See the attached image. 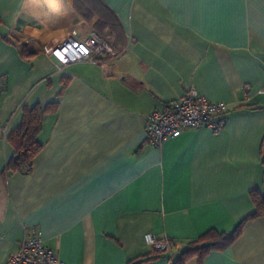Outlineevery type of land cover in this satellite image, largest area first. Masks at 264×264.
Returning a JSON list of instances; mask_svg holds the SVG:
<instances>
[{
	"label": "crops",
	"instance_id": "obj_1",
	"mask_svg": "<svg viewBox=\"0 0 264 264\" xmlns=\"http://www.w3.org/2000/svg\"><path fill=\"white\" fill-rule=\"evenodd\" d=\"M92 31L126 51L59 70L54 46ZM190 85L227 104L224 127L148 144L147 115ZM263 85L259 4L0 0V264L37 231L67 264H171L207 230L231 232L250 191L264 196ZM50 103L31 171L3 176L23 109ZM147 233L171 246L154 252ZM184 264H264V216Z\"/></svg>",
	"mask_w": 264,
	"mask_h": 264
},
{
	"label": "built area",
	"instance_id": "obj_2",
	"mask_svg": "<svg viewBox=\"0 0 264 264\" xmlns=\"http://www.w3.org/2000/svg\"><path fill=\"white\" fill-rule=\"evenodd\" d=\"M126 47L114 48L104 36L92 31L85 38L75 34L67 36L51 50L62 70L66 65L84 61L103 64L118 59ZM264 93V85L258 90ZM228 106L223 101H211L190 85L177 99L163 108L155 109L146 117L145 134L148 144L159 147L170 138L179 136L187 128L206 127L218 133L225 125ZM145 242L156 253H163L171 246L168 238L156 239L144 235ZM7 264H67L51 247L44 244L40 233L25 234L18 247L8 258Z\"/></svg>",
	"mask_w": 264,
	"mask_h": 264
},
{
	"label": "trees",
	"instance_id": "obj_3",
	"mask_svg": "<svg viewBox=\"0 0 264 264\" xmlns=\"http://www.w3.org/2000/svg\"><path fill=\"white\" fill-rule=\"evenodd\" d=\"M56 105L57 103H50L45 107L36 105L23 109L21 123L9 135V141L14 147L15 154L7 162L3 176L15 171L23 173L31 171L32 160L41 149L38 134L42 127L43 118L47 113L55 111ZM262 153L264 163V142ZM250 195L255 206V211L252 214L239 222L231 232H218L214 229L207 230L204 234L191 241L188 247L181 251L171 264H184L192 255L201 258L211 250L227 247L240 234L245 221L253 217L264 216V196L257 190H251ZM151 259L153 257L137 259L132 263L130 262V264H143Z\"/></svg>",
	"mask_w": 264,
	"mask_h": 264
},
{
	"label": "snow or ice",
	"instance_id": "obj_4",
	"mask_svg": "<svg viewBox=\"0 0 264 264\" xmlns=\"http://www.w3.org/2000/svg\"><path fill=\"white\" fill-rule=\"evenodd\" d=\"M169 5H174L177 7L181 6H207L212 4H259L261 10V18L264 20V0H166ZM188 26H194L193 24H188Z\"/></svg>",
	"mask_w": 264,
	"mask_h": 264
},
{
	"label": "rangeland",
	"instance_id": "obj_5",
	"mask_svg": "<svg viewBox=\"0 0 264 264\" xmlns=\"http://www.w3.org/2000/svg\"><path fill=\"white\" fill-rule=\"evenodd\" d=\"M103 35V34H102ZM104 36V35H103ZM106 38V36H104ZM107 40V39H106Z\"/></svg>",
	"mask_w": 264,
	"mask_h": 264
}]
</instances>
